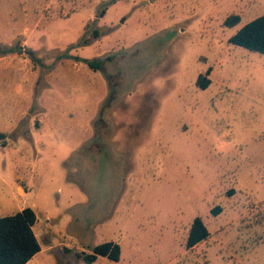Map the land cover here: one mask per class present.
<instances>
[{"label":"rangeland","instance_id":"obj_1","mask_svg":"<svg viewBox=\"0 0 264 264\" xmlns=\"http://www.w3.org/2000/svg\"><path fill=\"white\" fill-rule=\"evenodd\" d=\"M263 13L0 0V216L36 211L27 264H88L106 241L120 260L90 264H264V55L229 42ZM108 56L110 80L78 59ZM197 216L209 236L188 248Z\"/></svg>","mask_w":264,"mask_h":264},{"label":"trees","instance_id":"obj_2","mask_svg":"<svg viewBox=\"0 0 264 264\" xmlns=\"http://www.w3.org/2000/svg\"><path fill=\"white\" fill-rule=\"evenodd\" d=\"M240 21L239 15H231L225 20V24L228 27H234ZM229 42L264 55V13L244 24L229 38ZM78 59L85 62L91 69L101 71L109 80L113 78V75L106 70V63L113 60V57L97 59L80 57ZM198 84L202 89H205L210 84V78L200 75ZM114 92L115 89L112 85L106 104L111 103ZM99 122H103L101 117ZM97 137L99 138V134ZM220 209V206L215 207L213 213L217 214ZM36 222L37 213L32 207H25L14 214L0 216V264H27L41 251V243L34 230ZM208 236V227L204 220L197 216L190 227L186 245L188 248H192L207 239ZM101 256L118 262L121 256V245L114 241L100 243L94 246L90 253L84 255V260L90 264Z\"/></svg>","mask_w":264,"mask_h":264},{"label":"crops","instance_id":"obj_3","mask_svg":"<svg viewBox=\"0 0 264 264\" xmlns=\"http://www.w3.org/2000/svg\"><path fill=\"white\" fill-rule=\"evenodd\" d=\"M36 255H37V254H36ZM36 255H35L33 258H35V257H36ZM33 258H32V259H33ZM32 259H31V260H32ZM29 262H30V260H29ZM27 263H28V262H27Z\"/></svg>","mask_w":264,"mask_h":264}]
</instances>
